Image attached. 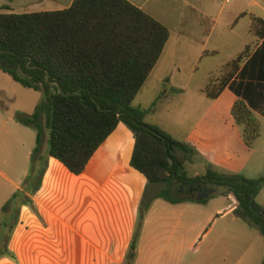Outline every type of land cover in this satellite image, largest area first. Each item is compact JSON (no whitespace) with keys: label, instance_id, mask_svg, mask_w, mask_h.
I'll return each mask as SVG.
<instances>
[{"label":"crops","instance_id":"0c3cea01","mask_svg":"<svg viewBox=\"0 0 264 264\" xmlns=\"http://www.w3.org/2000/svg\"><path fill=\"white\" fill-rule=\"evenodd\" d=\"M74 1L0 0V9L6 7L9 10L4 12L13 14L63 11L71 8ZM125 1L162 24L170 33L159 62L138 94L144 92L150 82L159 85L149 108L141 104L135 106L150 110L149 115L158 109L159 103L182 97L190 91L198 80L196 67L199 63L219 54L217 50L208 51L209 42L219 29L231 27L230 30L234 31L249 18L250 34L252 16L264 20V0H239L236 6L229 9L226 4L231 5V1L224 3L222 0ZM219 1L225 5L218 7ZM244 3H247L248 10L240 8ZM251 38L250 43L254 40ZM248 44H245L244 49ZM169 47L182 51V54L180 58L173 54L170 60L173 70L161 75L158 70ZM211 76L213 70L208 72L206 78L201 77L204 85ZM165 83L168 89L164 88ZM204 85L196 86L203 99L218 101L227 95L231 109L237 100L244 101L261 124L260 137L256 143L264 138V39L257 43L218 99H208L202 93ZM221 114L215 105L209 106L198 124H203L209 116L218 118ZM147 124L159 127L169 135L159 122ZM206 129L212 130L210 126H206ZM18 133L25 134L21 131ZM4 138L8 142H16V131H8ZM28 141L26 153L17 167L12 168L14 176L7 178L9 190H0V221L4 205L16 192L30 200L29 204L17 208L18 221L9 234V254L0 252V264L262 263L264 237L258 231L254 233L255 228L235 216L237 202L227 210L231 218L225 221L218 219V212L209 209L208 203L189 201L171 204L163 199H155L141 223V234L135 250L131 249L139 226L141 203L149 186L145 176L131 166L135 137L125 124L118 125L81 175H74L59 161L48 157V135L45 134L42 156L46 159V170L40 186L33 192L21 183L31 171V156L37 145V134L33 143L31 138ZM149 191L151 198L160 192L154 186ZM70 195L94 202V218L82 228L88 236L71 226L66 227L55 211L56 206L62 205L64 198ZM230 228L238 232L233 233ZM227 230L231 233H225ZM130 253L134 254L131 260L128 258Z\"/></svg>","mask_w":264,"mask_h":264},{"label":"trees","instance_id":"16d2710c","mask_svg":"<svg viewBox=\"0 0 264 264\" xmlns=\"http://www.w3.org/2000/svg\"><path fill=\"white\" fill-rule=\"evenodd\" d=\"M7 10L0 9V71L23 88L42 95L32 115H15L18 124L37 132L28 184L33 182L34 189L39 187L45 173V134L48 157L74 175H81L122 123L135 137L131 166L148 181L141 203L142 220L155 199L171 204L198 201L191 197L198 196L197 192L176 196L175 186L206 187L214 190L209 198L232 193L238 203L235 216L264 237V208L256 203L264 188V175L250 179L210 167L202 176H189L186 164L193 162L196 149L147 124L150 110L133 106L164 52L170 37L166 27L125 0H75L67 10L32 14L5 13ZM250 34L254 40L203 86L202 93L208 99L221 96L257 43L264 39L263 19L252 16ZM232 116L243 128L245 146L251 149L260 137L259 120L242 100L235 102ZM155 185H164L165 189L151 198L149 188ZM218 188L225 193L220 194ZM24 198L23 204L30 203L28 197ZM16 199L14 195L3 208L15 215L14 220L4 222L9 231H0V252L4 255L9 254V234L18 221ZM207 201L205 198L199 202ZM142 220L131 246L133 251ZM129 257L133 259L134 254Z\"/></svg>","mask_w":264,"mask_h":264},{"label":"rangeland","instance_id":"374dc122","mask_svg":"<svg viewBox=\"0 0 264 264\" xmlns=\"http://www.w3.org/2000/svg\"><path fill=\"white\" fill-rule=\"evenodd\" d=\"M230 1L231 5L226 4L227 9L239 3V0ZM221 5L225 4L219 1L218 7ZM240 8L248 10L247 3L240 5ZM248 21L249 18H247L246 22H242L234 31L230 30L231 27L219 29L208 45L209 52L217 50L219 54L199 63V66L196 67L198 69L196 76L198 80L193 83L190 91L182 97L159 103L158 109L153 110L146 118V121L152 122V124L159 122L166 128L174 140L189 143L196 148V155L193 158V162L186 164V171L191 177H196L197 174L204 175L210 167L224 174L241 175L250 179H256L264 175V138L254 144L251 149L247 148L243 140V128L237 125L232 117V109L230 103L227 101V95H224L218 101L206 100L199 96L196 87H200L201 84L204 85V80H201V77L204 76L206 78L210 70H213V75L217 76L221 67L237 57L243 51L245 44L250 43L252 38L249 34ZM173 54H176L180 58L182 51L169 47L166 50V56L158 73L161 75L171 73L173 66L170 60ZM6 67L13 69L11 66L4 65V68ZM193 68L194 65L191 69ZM158 88L159 85L150 82L146 90L138 95L133 106L141 104L149 108L156 96L155 93ZM164 88H169L167 83L164 84ZM41 100V94L23 88L7 74H0V190H9L8 179L14 176L12 168L17 167V163H19V160L26 153L29 138H31V142L33 143L37 134L36 130L18 124L15 121V115L17 113L32 115ZM213 105L221 110V116L218 115V118L209 116L207 121L199 125L201 116L209 106ZM206 126H210L212 130L206 129ZM12 129L16 131V142L13 143L6 141L4 138L5 134ZM18 131L24 132L25 134L21 135ZM26 180L27 178L23 179L21 185L24 188L26 187L28 191L33 192V182H29L30 184H28ZM154 189L162 191L165 189V186L156 185ZM173 189L176 196L187 197L188 195L178 186H175ZM217 190L220 194L225 193L224 189L218 188ZM225 194V196L218 195L212 198H209V196L205 198H208L206 203H208L209 209L216 210L215 212L218 213L221 211L220 214L216 213V216L219 215L218 219L226 221L231 218L227 210L231 209L232 204L237 201L232 193L226 192ZM15 195L17 205L23 207V201L26 198L19 192H16ZM191 197L198 199L199 195L197 196L195 194L191 195ZM205 198L199 199L202 200ZM12 199L13 197L10 200ZM64 199L65 202L62 205L56 206V213L66 223V227L71 226L88 236L82 228L84 224H87L94 218L92 211L94 202L91 199H83L79 196L75 198L73 195L66 196ZM256 203L264 206V188L257 197ZM9 208L13 209L11 206ZM141 216L139 215V219L142 220ZM14 217V212L8 213L2 210L0 231H9L10 227L5 228L4 222L8 218L14 220ZM60 222L62 223V221ZM141 223H143V220ZM230 230L233 233L238 232L231 228ZM230 230L225 231V233L230 234ZM254 233L257 234V230ZM4 246L5 241L2 243L1 248ZM128 258L131 260L130 257ZM129 264L132 263L129 262ZM261 264H264V259Z\"/></svg>","mask_w":264,"mask_h":264},{"label":"water","instance_id":"95a60500","mask_svg":"<svg viewBox=\"0 0 264 264\" xmlns=\"http://www.w3.org/2000/svg\"><path fill=\"white\" fill-rule=\"evenodd\" d=\"M201 176V175H200ZM192 190V189H191ZM214 193V190H207V188H203L202 189V192L199 194V198H205V197H208L210 194H213ZM197 199L198 201H200V199Z\"/></svg>","mask_w":264,"mask_h":264},{"label":"flooded vegetation","instance_id":"af4514ba","mask_svg":"<svg viewBox=\"0 0 264 264\" xmlns=\"http://www.w3.org/2000/svg\"><path fill=\"white\" fill-rule=\"evenodd\" d=\"M179 188H181V189H183L182 187H179ZM204 188V187H203ZM203 188H199V187H189V188H184L183 190L186 192V191H189V192H191V193H195V192H197L198 193V195L202 192V189ZM206 188V187H205ZM192 189V190H191Z\"/></svg>","mask_w":264,"mask_h":264},{"label":"built area","instance_id":"2783aa9c","mask_svg":"<svg viewBox=\"0 0 264 264\" xmlns=\"http://www.w3.org/2000/svg\"><path fill=\"white\" fill-rule=\"evenodd\" d=\"M224 3H229L230 0H222Z\"/></svg>","mask_w":264,"mask_h":264}]
</instances>
